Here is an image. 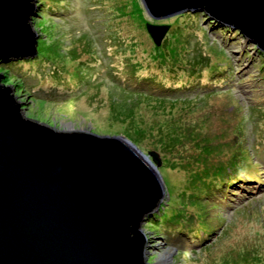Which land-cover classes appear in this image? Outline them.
Here are the masks:
<instances>
[{
	"label": "rangeland",
	"instance_id": "obj_1",
	"mask_svg": "<svg viewBox=\"0 0 264 264\" xmlns=\"http://www.w3.org/2000/svg\"><path fill=\"white\" fill-rule=\"evenodd\" d=\"M39 1L41 3L38 4ZM53 1L36 0V14L31 22L38 33L37 45L43 47L33 56L35 58H25L26 60L18 62L22 72L32 74L38 70V79L29 77L27 83L24 77H20L9 66L0 64V74L3 76L0 82L11 86L24 116L58 129L92 130L100 134L122 135L126 138H128L126 135L134 136L136 129H139L137 138L140 141L128 139L144 154L156 151L159 157L158 149L152 147L154 144L159 145L157 129L160 127L166 129L170 125H176L183 129L187 137L191 134L194 139L197 138L194 133H210L214 140L213 144L223 149L221 146L225 143L229 150L238 148L236 144L233 145L236 135L231 127L239 120L246 124L251 137L263 136L264 117L260 112L264 111V107L260 112L255 108L258 103L264 106V55L255 53L256 48L253 44L233 33L232 29L214 23L215 21L202 15L197 17L191 14L184 15L186 12L164 19H152L140 0H57L61 4L71 2L74 11L69 13L68 10L65 17L58 13L46 14L42 7ZM144 21L169 25L173 33L168 32V44L172 51H176L174 58L178 59L177 61L170 60V65L164 62L165 65L161 63L160 67L154 66L153 58L148 56L153 42L143 26ZM40 27L45 33L41 32ZM112 34L115 39L111 38ZM84 48L87 50L84 51ZM191 48L197 55H207L210 62L198 83L187 76L188 68L184 64L186 58L192 57V54H189ZM91 50L93 53H87ZM88 54L95 56L97 63L90 62L91 55ZM88 60L94 67L92 80L89 83H81V66ZM108 60L116 66L117 75L121 79L125 77V73L132 74L138 70L142 76L160 82L163 86L175 82V85L180 83L182 87L187 84L193 89L195 87L192 86L199 84L201 89L206 90L203 100L200 106L196 105L198 107H195L197 109L193 113L179 111L181 103H178L172 114L153 110L146 102L139 101L135 107L134 118L128 122L111 106V96L114 93L122 98L127 94L122 93L113 82H110V77L104 71V62ZM178 64L182 65L180 69L176 68ZM231 65L238 72L246 70L255 76L252 79L249 77L250 79H246L248 81L240 85L235 84L236 78L234 81H221L220 78ZM168 66L174 68L175 73L171 72ZM118 70L123 72L120 73ZM246 71L238 80H243L247 76ZM216 78L220 79L219 83H214L217 82L214 80ZM32 81H36L37 85L29 95L28 84ZM51 89H56L58 96L50 98L51 95L45 93ZM38 90H42L43 94L38 93ZM192 91L197 92L194 89L187 92L190 94ZM115 109L117 110L116 107ZM190 139L193 143V139ZM216 146L212 145L211 152L207 154L201 151L198 155H193V158H190L191 165L185 161L189 154L187 156L182 154L174 156L182 158L181 160L167 161L168 167L162 161L158 166L163 180L164 173L168 177L166 182L164 180L168 197L161 202L163 207L157 218L158 223L164 224L163 233L147 227L150 219L148 216L141 223L147 236L146 255L149 263H264V184L243 182L232 187L233 190L237 189L234 197L229 193L234 202L227 199L228 202L220 207L217 206L211 211L208 208V214L212 217L206 223H198L202 221L197 217L198 211H194V207L187 203L189 198L191 202L196 199V194L186 193L182 196V190L193 188L196 184L205 192L207 179L209 183L213 182L210 180L220 174L219 169L231 153L224 156L222 152L223 155L217 156L219 150ZM210 154H215L220 163L211 162L208 159L212 156H209ZM212 159L215 158L211 157ZM259 169H262L264 174V167ZM243 171L246 173L247 168ZM208 176L210 177L205 178ZM246 186L252 187L247 193ZM253 196L254 200H258L248 203ZM198 206L202 210L207 209L201 202ZM192 212L195 213L191 215ZM188 218L192 219V223H189ZM200 228L204 231L201 232ZM192 233L195 236H190Z\"/></svg>",
	"mask_w": 264,
	"mask_h": 264
},
{
	"label": "water",
	"instance_id": "obj_2",
	"mask_svg": "<svg viewBox=\"0 0 264 264\" xmlns=\"http://www.w3.org/2000/svg\"><path fill=\"white\" fill-rule=\"evenodd\" d=\"M140 2L152 19L202 12L264 55V0ZM36 9V0H0V64L35 56ZM144 26L155 45L169 28ZM160 163L122 135L24 116L0 82V264H153L141 223L168 197Z\"/></svg>",
	"mask_w": 264,
	"mask_h": 264
},
{
	"label": "trees",
	"instance_id": "obj_3",
	"mask_svg": "<svg viewBox=\"0 0 264 264\" xmlns=\"http://www.w3.org/2000/svg\"><path fill=\"white\" fill-rule=\"evenodd\" d=\"M39 3H41V1H39L38 4ZM82 5H83V2H82ZM73 7L74 6L72 5L71 2H68V1L62 2L61 4V2L54 0L53 2L48 4L46 7L44 6L42 8L46 14L51 15L53 13H58L65 17L67 16L68 10L70 11L69 13L74 11ZM62 10H65V11L62 12ZM185 12L186 13H184V15L191 14L192 16L194 15L196 17L199 15L200 16L202 15L204 18H207L205 14L199 11H196V12L185 11ZM214 23H217V22H214ZM144 24H145V21H144ZM223 27H226V26H223ZM40 29L42 30L41 32L45 33L42 27H40ZM174 31H175L174 33H176V30ZM168 32L173 33L170 27L168 28L167 32L165 33L159 45H155L153 43L151 46V43H150L151 48L149 49L150 52L148 56L153 58L155 67H160L161 63L165 65L164 62L170 65L169 63L170 60L171 61L178 60L174 58V55H176V51H172V49L169 47ZM180 33L181 32H178V34ZM233 33L235 34L237 33L241 37V35L237 31L233 30ZM114 37L115 36L112 34L111 38L115 39ZM183 39H184V36H183ZM89 42L91 43V41ZM42 47L43 45H40V44L37 45V53L40 52V49H42ZM221 49H220V52H222ZM83 50L86 51L87 48H84ZM92 51L93 50L87 53H93ZM170 51H172V53ZM193 51L194 49L191 48V53L189 54H192V57L186 58L184 60V64L186 65V68H188L187 76L193 78V80L198 83L200 76L203 74L204 71L208 69L209 66H207V64H210V62L208 60L209 58L207 55H204V54L197 55L193 53ZM195 52H198V51H195ZM260 52L257 49L255 51V53H258L260 56H263L262 52L261 53ZM88 55H91V54H88ZM96 59L97 58H95V56H92V55L90 56V62L93 61L94 63H97ZM23 60H26V59L23 58V59H18V60H12V61H9V63L6 62L7 64L5 63H1V64L9 66V68H11L12 71H14L20 77H24V79H26L25 80L26 82L28 81L29 77L36 79L38 75V70L32 72V74H30L29 72L28 73L22 72L21 65L18 62L23 61ZM85 62L86 63H84L81 66L82 67V74L80 77L81 83L91 82L92 80L91 77H92V73L94 70V67L91 65L89 60ZM104 64H105L104 71L107 73L108 77H110V80H111L110 82H113L117 86V87L116 86L114 87L121 90L122 93H126L128 96L127 97L125 95V97L123 98L118 97L117 95L119 94L117 93H114L111 96L112 108L115 110L117 114H120L123 117H125V119H127L128 122L132 121V119L134 118L133 114L135 112V107L139 101L146 102L148 106L152 108L153 110H160L162 112H165V111L171 112L170 114H172V111L174 110L175 107H177L178 103H181L180 107L178 108L179 111H185L186 113H193V111L197 109L195 107L200 106V103L203 100V94L206 91L205 89H201L198 86L199 84H196L195 86H192V87H195L193 89L196 90L197 92L192 91L193 93L191 92L190 94H188L187 91L193 90V89L187 84H186L187 86L185 85L181 87L180 83L179 85L178 84L175 85V82H173L168 86H165V85L163 86L162 83L160 82L153 81L147 76H142L138 72V70L137 72H134L132 74H130V72L128 74L125 73V77L121 79L119 75H117L118 72L116 70V66L110 63V60H108L107 62H104ZM180 67H182V65L180 64L176 66V68L178 69H180ZM168 68L170 69L171 72L175 73L174 68L170 66H168ZM118 71H120V73L123 72L122 70H118ZM245 71L246 70H241L240 72H238L236 68L231 65L230 68H228L225 71L226 73H224L222 75V78L220 79L221 81H226V80L234 81V79L236 78L235 84L240 85V84H243L244 81H248L246 79H250L249 77H251L252 79V77L255 76V75H251L248 71H246L248 73L247 76L243 80L242 79L238 80V78L241 77V74L244 73ZM51 72L53 73L54 69H52ZM220 79L218 78L214 79L215 81H217L214 83H219ZM28 85H29L28 93L30 95L32 93L33 87L37 85V82L32 81ZM197 86L199 87L198 90L196 88ZM183 87H186V88L184 90H181ZM38 91H39L38 93L43 92L42 90L41 91L38 90ZM56 91H57L56 89L54 90L51 89V90H47L45 93L48 95H51L50 96L51 98V97L58 96ZM182 92H186V94H178ZM207 94L208 92L205 95ZM115 107L117 108V110L115 109ZM262 107L264 106L258 103L255 109H257L260 112ZM260 114L263 115L264 117V111H261ZM231 130L236 135V137H234L233 145L236 144V147H238L237 150L227 149L225 143L221 146V148L223 149H219V146H216L215 144H213L214 140H212L210 133H206V132H204V134H202V132H199V134L194 133V135L197 137L196 139H194V137L191 134H189L187 137V134L183 131V129L179 128L176 125L174 126L170 125L166 129L164 127H160L159 129H157V135L160 139L158 143L159 145L156 146L154 144L152 149L154 148L158 149L157 151L160 154L161 161L163 164L165 163L166 166H167V161L175 160V159L181 160L182 158H176L174 156L182 155V154H186V156L187 154H189V156L186 157L185 161L191 165L192 161L190 160V158L192 159L193 155H198V153H200L201 151L202 153H206V154L211 152L212 145L216 146V148L219 150L218 153L216 154L217 156L223 155L222 152L224 153V156H228V154L231 153L229 155L228 160L224 161V165L222 166V168L219 169L220 174L218 176H214L213 180H210L213 182L209 183V180L207 179V184L205 186L206 188L205 192H203L204 190H202L201 186H199L198 184H196L195 187L193 188H186V190H182L184 194V195L182 194V196H185L186 193H191L192 195L196 194V199H193L191 202L189 198L187 203L190 206L194 207V211L196 212L198 211L197 217L202 220L200 222L197 220L198 218H196L195 220L198 221V223H204V222L206 223L209 220H211L212 216L208 214V208H209V211H211L215 209L217 206L220 207L227 201V199L231 202H234L233 198L229 196V193L233 197L235 196L236 194L235 190L237 189L233 190L231 188L236 187L238 183L252 182L256 184H264V178H260V177H264V174H263L262 169H259V168L264 167V134H263L264 132L262 133L263 134L262 137H251L247 132L246 124L242 123V120H239L238 122L233 124V126L231 127ZM138 132H140L139 129H136V134L134 136L132 134L126 135V136H128V138H130L131 140L137 142V141H140L139 138H137ZM190 138L193 139L194 141L193 143H191L192 141L190 142L191 140ZM210 144L212 145L210 146ZM211 155L212 154H210L209 156ZM216 155L213 154L211 156V157H214L215 159L211 160V157H209L208 159L213 163L219 164L220 159ZM216 159H219V160H216ZM253 166H256V168H253ZM244 168H247L246 173H244L243 171ZM250 168H252V172H250ZM210 176L205 177V178H209ZM166 178L168 179L167 175H165L164 173L165 182H166ZM201 178H204V177H201ZM249 189H252V187L246 186V193ZM254 198L255 196H253V198L248 200V203L249 201H252L253 203L254 201L258 200V199L254 200ZM200 202L203 203L204 207L207 206V209L202 210L201 208H199L200 206H198V204ZM167 204L169 203H166V205ZM162 205H163L162 203L159 205L158 212H154L153 214L148 216L150 219L148 221L147 227H152L156 231H161L163 233L164 224H160L157 222V218H159V213L161 212V207H163ZM243 206L244 205H242V207ZM186 207L188 208V206H184V208ZM194 213L195 212H192L190 214L193 215ZM188 221L189 223L190 222L192 223L191 218H188ZM156 224L157 226H155ZM176 224H178V222ZM211 225H214V224H211ZM191 227L193 229V226ZM225 229L226 227L224 228V230ZM196 230L194 232H196ZM200 230L201 232L204 231L202 230V228H200ZM193 233L190 234V236H195ZM164 236H165V233H164ZM165 238L167 237L165 236ZM202 239L203 238H201V240ZM204 247L206 248V246Z\"/></svg>",
	"mask_w": 264,
	"mask_h": 264
}]
</instances>
